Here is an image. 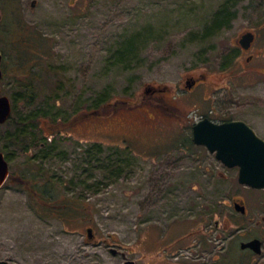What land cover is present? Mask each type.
<instances>
[{
	"label": "rangeland",
	"instance_id": "1",
	"mask_svg": "<svg viewBox=\"0 0 264 264\" xmlns=\"http://www.w3.org/2000/svg\"><path fill=\"white\" fill-rule=\"evenodd\" d=\"M223 7L231 14L227 25L201 37ZM250 30L258 37L247 61L238 39ZM137 33L144 42L136 60L115 62L117 48ZM0 51L2 94L13 102L17 90L35 91L20 112L43 107L58 122L72 121L56 140L65 159L42 163L66 188L69 211L30 194L39 184L26 183L22 172H36V164L19 150L0 188V260L230 264L236 254L244 257L242 240L264 231L256 225L264 189L241 184L238 169L206 146L189 145L212 103L264 139V0H0ZM201 74L204 84L183 90ZM157 84L169 90L153 97L147 89ZM104 94L108 104L94 107ZM95 142L105 149L98 164L87 162ZM116 161L125 165L112 178L105 168ZM236 201L247 206V217Z\"/></svg>",
	"mask_w": 264,
	"mask_h": 264
},
{
	"label": "trees",
	"instance_id": "2",
	"mask_svg": "<svg viewBox=\"0 0 264 264\" xmlns=\"http://www.w3.org/2000/svg\"><path fill=\"white\" fill-rule=\"evenodd\" d=\"M233 1V0H229ZM230 12L226 7L220 8L211 23L205 28V31L201 34V37L210 36L212 34H216L223 27L227 25V21L230 20ZM141 33V32H139ZM137 33L135 36L125 40L118 48V52L115 58V62H120L121 64L128 65L129 63L136 60V56L139 54V49L141 46L139 42H144L143 36ZM239 55V50L233 51L231 54V60L224 62V68L228 66L231 61ZM27 86V85H26ZM35 91L28 90L27 88L23 90H17L12 98V114L10 118L4 123L0 124V151L5 154L6 159L10 162L13 161L15 157V153H18L19 150L24 151L28 154L29 165L36 164L37 170L33 172L29 167L22 172V176L25 179L26 183H29L35 179V181L39 184H33L31 186L30 194L34 197H42V199L48 203H52L56 210L60 209V211L68 212L70 207V199L68 198V194L66 188H60V183L56 180H53L52 176L49 178L46 175L44 164L48 160L52 158H59L60 160L65 159V154L63 150L58 148V144L56 142L57 135L62 134L63 128L68 125L67 122H58L57 118L51 114L47 109H43V107L37 108L35 110H31L28 113H23L18 110V105L20 103H24L27 106L33 103L35 98ZM109 95L104 94L99 96L94 100V107L100 108L102 105L108 104ZM65 121V120H64ZM69 125H72V121ZM9 126H12L11 129ZM44 132V133H43ZM53 137V140L50 139ZM38 145L39 149L35 153L34 148ZM189 145H193L192 138L190 137ZM115 154H122L121 149H114ZM104 144L100 142H95L91 144L90 148L86 150L87 155L92 158L87 162L96 161L99 163L101 155L104 153ZM123 151H130V147ZM125 154V153H123ZM123 157V155H122ZM102 163V162H100ZM125 163H128L125 160ZM118 162H114L111 166L105 168L108 172L109 169V177H116L122 175L123 166H120ZM88 168H83V174L88 172ZM93 170V169H91ZM107 173V175H108ZM45 178V185H41L38 179ZM48 178V179H47ZM72 185V180L69 181ZM60 184V185H59ZM87 186V185H86ZM90 188L89 186H87ZM96 184L92 185V188H95ZM82 195V194H81ZM58 201V202H55ZM63 202L67 204H63ZM231 264V261H230Z\"/></svg>",
	"mask_w": 264,
	"mask_h": 264
},
{
	"label": "water",
	"instance_id": "3",
	"mask_svg": "<svg viewBox=\"0 0 264 264\" xmlns=\"http://www.w3.org/2000/svg\"><path fill=\"white\" fill-rule=\"evenodd\" d=\"M253 31L245 32L240 44L249 48L254 41ZM3 54L0 51V82L3 78ZM12 114L10 98L2 94L0 88V124H4ZM192 140L197 145L206 146L211 152L216 153L218 160L229 168H239V182L255 189H264V139L244 120H232L215 123L208 118L195 123L192 130ZM10 175L9 161L0 151V188L5 184ZM236 209L245 212V207L239 204ZM88 237L93 238V229L88 228ZM243 248L250 247L255 252H261V241L258 238L242 242ZM114 253L115 250H113ZM0 264H8L0 260ZM124 264H137L135 260H126Z\"/></svg>",
	"mask_w": 264,
	"mask_h": 264
},
{
	"label": "flooded vegetation",
	"instance_id": "4",
	"mask_svg": "<svg viewBox=\"0 0 264 264\" xmlns=\"http://www.w3.org/2000/svg\"><path fill=\"white\" fill-rule=\"evenodd\" d=\"M251 31H253V33L255 34V38H254V41L252 42V44H251V46L249 48H244L240 44V39H241V37H242V35L244 33L238 39V43H239V46H240L239 48L241 49L242 54H248L247 61L255 58V56H256L254 53H251V51L254 48L255 41H256V39L258 37V32L256 30H251ZM205 80H206V75H204V74H201L197 78H192V79L187 81V86L183 90H185V91L196 90L201 84L205 83ZM147 90H149L151 92L153 97H158L161 93L167 92V90H169V88H161L157 84V85H151ZM209 97L210 96H208V99H210ZM222 108H221L220 105H218L216 103L215 104L214 103L207 104V106H205L203 108V113H202L201 117L199 118V120L208 118L209 120H211V121H213L215 123H223V122H227V121L238 120V119H235V118H227V117L221 116L219 111H221ZM234 168H237L238 171H239L238 167H234ZM236 204H239L240 206H244L245 207V212H242V211H240V212L242 213V215L244 217H247L248 216L247 206L245 204H242V203L237 202V201L234 203V206ZM216 224H217L216 225L217 227H220V222H217ZM256 225H257V227H260V228L264 229V216H262L261 220H257L256 221ZM255 238H258L261 241V252L260 253L255 252L250 247L243 248L241 246L242 242H248L249 240H252V239H255ZM165 252H167V250ZM239 253L241 255H244V257L239 260V257L236 254L237 257L235 256L234 258H232L230 260L231 264H264V231H261L259 234H257V233L254 234V235L250 234V236H248L245 240H242L240 242Z\"/></svg>",
	"mask_w": 264,
	"mask_h": 264
}]
</instances>
